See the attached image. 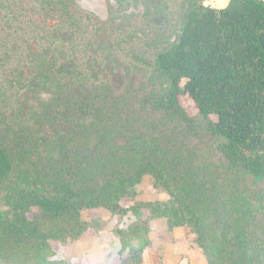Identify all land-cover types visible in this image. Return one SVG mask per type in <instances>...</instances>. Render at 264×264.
I'll return each instance as SVG.
<instances>
[{
  "label": "trees",
  "instance_id": "trees-1",
  "mask_svg": "<svg viewBox=\"0 0 264 264\" xmlns=\"http://www.w3.org/2000/svg\"><path fill=\"white\" fill-rule=\"evenodd\" d=\"M80 1L59 3L67 9ZM206 1H186L178 41L155 58L167 86L140 105L162 121L178 119L194 135L206 128L216 154L180 173L179 163L168 170L158 154L161 141L119 145L114 131L98 126L103 117L89 111L88 98L79 124L68 107L34 112L54 142L31 146L26 138L8 146L0 137V232L7 238L0 264H70L58 258L60 248L108 230L106 219L91 215L99 209L119 224L129 222L112 230L122 264H143L154 241L151 223L160 219L169 231L187 228L206 264H264V0H230L223 9ZM72 68V62L60 64L55 74L82 76ZM51 143L67 161L71 181L50 178L43 147ZM148 176L167 199L140 198Z\"/></svg>",
  "mask_w": 264,
  "mask_h": 264
},
{
  "label": "rangeland",
  "instance_id": "rangeland-1",
  "mask_svg": "<svg viewBox=\"0 0 264 264\" xmlns=\"http://www.w3.org/2000/svg\"><path fill=\"white\" fill-rule=\"evenodd\" d=\"M59 1L0 0V137L4 144H22L26 138L31 146L41 145L43 139L54 142L50 127L33 113L68 107L79 124L86 109L82 102L88 98L89 111L103 117L98 126L114 131L112 138L119 145L144 141L157 146L161 141L158 154L168 170L179 163L177 171L183 173L187 163L196 166L199 158L216 154L215 140L206 128L194 135L178 119L162 121L163 115L140 105L152 91L167 86L166 78L156 71L155 58L178 41L187 0H129L122 6L115 0H82L77 6L68 2L67 9ZM205 5L222 7L215 0ZM69 62L81 77L55 74L56 66ZM183 99L188 113L195 116V104ZM91 138L96 144L97 136ZM43 149L50 178L71 181L60 148L51 143ZM140 188L142 200L168 198L166 189L156 188L150 176ZM108 225L112 232L115 222ZM3 243L7 238L0 232Z\"/></svg>",
  "mask_w": 264,
  "mask_h": 264
},
{
  "label": "crops",
  "instance_id": "crops-1",
  "mask_svg": "<svg viewBox=\"0 0 264 264\" xmlns=\"http://www.w3.org/2000/svg\"><path fill=\"white\" fill-rule=\"evenodd\" d=\"M227 4H225V7ZM221 8H224V5ZM101 211L105 210H94L91 215L93 217L96 215L102 216ZM105 216L108 218V224L115 222V227H122L123 223L128 222L125 220L122 224H119L118 219H111L108 212L107 215H104V219ZM151 227L154 232V241L152 246L144 252L143 264H206L203 253L196 246L194 240H189L191 235L187 228H177L169 231L164 219L152 221ZM166 233L170 234V237L165 238ZM158 236L163 238L161 239ZM118 241L119 239L115 237L113 232L108 230L100 236L88 233L81 241L60 248L58 257L68 260L70 264H116L118 260L115 259L114 262L111 257L113 252L111 244L114 242L115 247H120L121 243L120 241L118 243Z\"/></svg>",
  "mask_w": 264,
  "mask_h": 264
},
{
  "label": "built area",
  "instance_id": "built-area-1",
  "mask_svg": "<svg viewBox=\"0 0 264 264\" xmlns=\"http://www.w3.org/2000/svg\"><path fill=\"white\" fill-rule=\"evenodd\" d=\"M127 225H128V222L123 223V225H122L121 228H126ZM118 243H119V241H118ZM120 252H121V246H120V247H115V248L113 249V252H112V256H111V257L114 259V260H113L114 262H115V259L118 260V263H116V264H120V263H119V262H120V260H119ZM58 258H59V257H58Z\"/></svg>",
  "mask_w": 264,
  "mask_h": 264
},
{
  "label": "water",
  "instance_id": "water-1",
  "mask_svg": "<svg viewBox=\"0 0 264 264\" xmlns=\"http://www.w3.org/2000/svg\"><path fill=\"white\" fill-rule=\"evenodd\" d=\"M229 1H230V0H229ZM209 5H210V4H209ZM207 6H208V5H207ZM221 9H223V8H221ZM119 263H120V264H122V262H121V261H120Z\"/></svg>",
  "mask_w": 264,
  "mask_h": 264
},
{
  "label": "bare ground",
  "instance_id": "bare-ground-1",
  "mask_svg": "<svg viewBox=\"0 0 264 264\" xmlns=\"http://www.w3.org/2000/svg\"><path fill=\"white\" fill-rule=\"evenodd\" d=\"M227 2H228V0L226 1V3H225V4H227ZM224 7H225V5H224Z\"/></svg>",
  "mask_w": 264,
  "mask_h": 264
}]
</instances>
